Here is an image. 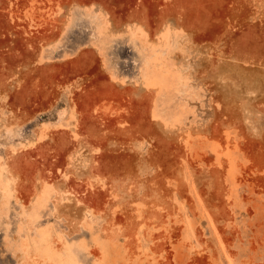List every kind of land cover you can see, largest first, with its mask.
<instances>
[{"label":"rangeland","instance_id":"374dc122","mask_svg":"<svg viewBox=\"0 0 264 264\" xmlns=\"http://www.w3.org/2000/svg\"><path fill=\"white\" fill-rule=\"evenodd\" d=\"M261 45L264 0H0V264H264Z\"/></svg>","mask_w":264,"mask_h":264},{"label":"bare ground","instance_id":"6f19581e","mask_svg":"<svg viewBox=\"0 0 264 264\" xmlns=\"http://www.w3.org/2000/svg\"><path fill=\"white\" fill-rule=\"evenodd\" d=\"M250 35H251V34H249V38L251 39ZM246 36L248 37V34H247ZM253 37H254V36H253ZM255 37H256V36H255ZM257 37H258V35H257ZM247 39H248V38H247ZM250 39H249V40H250ZM254 39H255V38H254ZM258 39H260V36H259ZM258 39H255V40L258 41ZM252 40H253V38H252ZM261 40H262V39H261ZM247 41H248V40H247ZM245 42H246V41H245ZM250 42H251V41H250ZM252 42L255 43L256 41L254 42V40H253ZM248 43H249V42H248ZM248 43H247V44H248ZM243 45H244V44H243ZM254 45H255V44H254ZM262 45H263V44H262ZM262 45H261V50H259V51H263V50H262V47H263ZM252 46H253V44H252ZM255 46H256V45H255ZM242 47H244V46H242ZM245 47H246V45H245ZM247 47H248V45H247ZM257 47H258V42H257ZM257 47H256V50H257ZM252 48H253V47H252ZM263 48H264V47H263ZM246 49H247V48H245V50H246ZM248 49H249V47H248ZM258 49H259V47H258ZM251 50H252V49H250V51H251ZM252 51H253V50H252ZM257 51H258V50H257ZM259 51H258V52H259ZM255 52H256V51H255ZM255 52H254V53H255ZM250 53H251V52H250ZM260 54H261V53H260ZM262 54H263V53H262ZM257 55H259V54H257Z\"/></svg>","mask_w":264,"mask_h":264}]
</instances>
